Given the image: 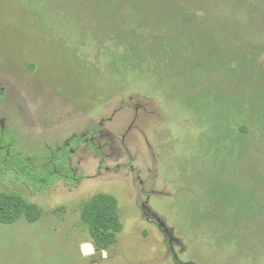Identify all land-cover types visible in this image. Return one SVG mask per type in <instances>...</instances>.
I'll use <instances>...</instances> for the list:
<instances>
[{
  "label": "rangeland",
  "instance_id": "obj_1",
  "mask_svg": "<svg viewBox=\"0 0 264 264\" xmlns=\"http://www.w3.org/2000/svg\"><path fill=\"white\" fill-rule=\"evenodd\" d=\"M227 6L0 0V192L41 211L0 224V264H264V26ZM105 195L101 251L82 210Z\"/></svg>",
  "mask_w": 264,
  "mask_h": 264
},
{
  "label": "trees",
  "instance_id": "obj_2",
  "mask_svg": "<svg viewBox=\"0 0 264 264\" xmlns=\"http://www.w3.org/2000/svg\"><path fill=\"white\" fill-rule=\"evenodd\" d=\"M210 1H212V3L219 2L220 4H224L226 6L228 3L227 7H233L235 9L234 15L228 12L229 20L230 18L235 20L236 13L239 20L238 14L243 11L241 18L244 17L246 21L247 25L245 32L247 33H251L249 29L253 26V24L255 27H260L261 23H263L262 26H264V0ZM260 28L264 30L263 27ZM260 28L258 29V33L262 32ZM242 129L245 130L246 128L242 127ZM0 167L2 170L7 171V167L2 161H0ZM14 168L16 171H14L13 175L15 178H18L16 179V183L27 182L30 179L33 182L35 181V183H38L39 180L41 181V179L35 177L27 168L19 166H14ZM45 178L46 179L44 181L46 182V185H49L52 177L45 176ZM74 181L75 180L72 179L68 180L71 184H73ZM262 204L260 206L261 213H263ZM254 206H257V204H254L253 199H251L249 206L247 205V209ZM243 213L246 220H253L255 218L251 217L253 214L249 213L245 209H243ZM21 218H25L29 223L37 222L41 218V211L38 205L29 202L25 198L13 192H0V224L11 225L18 222ZM260 218L261 215L259 216V219ZM82 219L89 227L93 246L96 250L106 251L116 244L118 234L122 232L123 224L119 215L118 203L113 196H95L88 200L82 210Z\"/></svg>",
  "mask_w": 264,
  "mask_h": 264
}]
</instances>
